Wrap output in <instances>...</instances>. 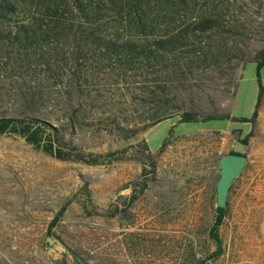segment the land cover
I'll list each match as a JSON object with an SVG mask.
<instances>
[{
	"label": "rangeland",
	"instance_id": "374dc122",
	"mask_svg": "<svg viewBox=\"0 0 264 264\" xmlns=\"http://www.w3.org/2000/svg\"><path fill=\"white\" fill-rule=\"evenodd\" d=\"M191 1L195 15H210L215 26L186 50L140 59L132 70L116 53L78 60L0 44V117L43 120L84 155L127 156L60 160L19 135L0 134V264H77L71 251L88 264H264V90L255 119H238L255 110L264 0ZM259 74L264 87V67ZM184 111L232 118L179 121ZM211 124L231 129L219 156L229 148L248 159L228 195L217 258L208 236L215 196L191 185L205 175L199 164L208 156L196 136L184 134ZM142 139L155 169L130 203Z\"/></svg>",
	"mask_w": 264,
	"mask_h": 264
},
{
	"label": "trees",
	"instance_id": "16d2710c",
	"mask_svg": "<svg viewBox=\"0 0 264 264\" xmlns=\"http://www.w3.org/2000/svg\"><path fill=\"white\" fill-rule=\"evenodd\" d=\"M191 3L198 4L191 0H0V44L9 47L10 52L72 53L78 60L81 53H116L119 60L129 59L128 69L132 70L134 67L130 64L135 65L140 59L156 60L167 50H186L191 40L199 39L203 32L215 26L210 15L196 16ZM253 61L259 86L255 110L251 118H238L240 121H253L257 115L264 90L259 74L264 67V45ZM199 118L220 119L230 118V115L199 117L194 111H184L179 121ZM4 133L19 135L60 160L103 164L127 158L125 150L84 155L76 145L66 141L57 128L37 118L0 117V134ZM250 135L251 131L242 142ZM135 148L133 156L141 160L143 166L136 184L137 193L132 192L128 197L130 203L145 190L147 179L144 178L155 169L154 156L146 140L142 139ZM64 210L62 206L57 217ZM226 215L227 205L215 206L208 230L209 238L216 244L211 253L213 258L222 252L218 229ZM71 254L77 264H88L76 252L71 251Z\"/></svg>",
	"mask_w": 264,
	"mask_h": 264
},
{
	"label": "crops",
	"instance_id": "0c3cea01",
	"mask_svg": "<svg viewBox=\"0 0 264 264\" xmlns=\"http://www.w3.org/2000/svg\"><path fill=\"white\" fill-rule=\"evenodd\" d=\"M231 118L232 117L230 116L229 119ZM230 132L231 129H229V127L227 126L224 127L223 125L218 126L217 124H211L209 126H201L192 129H187L184 133L188 136H196L198 138V142L201 143L205 150V153L208 156V162H201L199 164V166H201L200 169H205V175H200L201 177H196L194 180H192L193 183L191 184L192 186L200 187V189H198V192L200 194L204 193L211 196L214 195L216 199L215 184L219 176L217 159L220 157L219 154L226 145L225 139L230 136ZM236 132H239V130L236 129ZM244 132L247 134V130ZM228 152L232 151L228 148L227 151L224 152V154ZM233 152L236 151L234 150Z\"/></svg>",
	"mask_w": 264,
	"mask_h": 264
},
{
	"label": "water",
	"instance_id": "95a60500",
	"mask_svg": "<svg viewBox=\"0 0 264 264\" xmlns=\"http://www.w3.org/2000/svg\"><path fill=\"white\" fill-rule=\"evenodd\" d=\"M247 160L246 153L237 152H228L217 159L219 176L215 184L216 207L224 208L227 205V199L233 181L245 169Z\"/></svg>",
	"mask_w": 264,
	"mask_h": 264
}]
</instances>
